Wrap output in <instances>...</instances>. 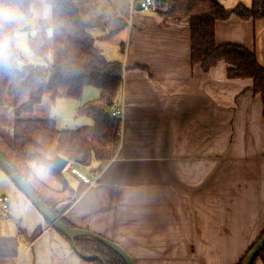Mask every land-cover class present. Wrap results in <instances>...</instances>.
<instances>
[{
    "label": "crops",
    "instance_id": "0c3cea01",
    "mask_svg": "<svg viewBox=\"0 0 264 264\" xmlns=\"http://www.w3.org/2000/svg\"><path fill=\"white\" fill-rule=\"evenodd\" d=\"M74 3L103 52L117 38L114 58L106 57L124 67L122 126L116 156L84 169L96 170V185L68 169L74 199L58 206L61 216L115 242L135 264H236L264 229V114L253 80L229 78L224 61L208 71L193 65L186 17L132 0ZM215 40L254 51L264 66V19L219 20ZM0 110L12 126L11 110ZM0 197L7 198L0 264H97L46 222L1 167Z\"/></svg>",
    "mask_w": 264,
    "mask_h": 264
},
{
    "label": "trees",
    "instance_id": "16d2710c",
    "mask_svg": "<svg viewBox=\"0 0 264 264\" xmlns=\"http://www.w3.org/2000/svg\"><path fill=\"white\" fill-rule=\"evenodd\" d=\"M45 1L51 9V25L41 22L28 44L34 54L51 60L47 66L27 65L21 70L24 59L16 41L22 28L12 21L0 20V107L9 108L14 118L11 131L0 130V151L40 199L72 227L61 216L58 206L71 202L74 191L51 165V159L62 156L75 165L90 168L94 162L109 161L116 156L122 119L113 116L112 111L119 107L124 67L121 60L108 59L97 45V38L82 20L75 0ZM34 2L0 0V9L15 7L28 15ZM154 4L165 6L163 10L156 9L164 16L188 18L193 65L208 71L224 61L228 64L229 78H251L253 92L262 98L264 114V66L258 63L256 53L240 44H217L215 40L219 20L232 15L244 20L264 19V0H252L249 6L239 3L231 8L219 0H154ZM49 27L51 35L47 32ZM87 86L96 87L99 96L81 105L77 113L90 117L92 126L59 129L54 119L30 118L44 97H49L52 103L59 98L80 100ZM31 166L49 170L61 188L42 181ZM263 235L264 229L236 264H243ZM75 242L78 252L85 256L100 255L106 264H126L121 256L95 239L78 236ZM259 261L264 263V248L252 264ZM92 262L101 264L98 260Z\"/></svg>",
    "mask_w": 264,
    "mask_h": 264
},
{
    "label": "rangeland",
    "instance_id": "374dc122",
    "mask_svg": "<svg viewBox=\"0 0 264 264\" xmlns=\"http://www.w3.org/2000/svg\"><path fill=\"white\" fill-rule=\"evenodd\" d=\"M219 1L222 2L224 5H226L227 7H229L234 3H239L240 0H219ZM158 8L164 9L165 6L159 5ZM0 20L12 21L22 28V30L17 34V41H16L17 47L24 59L23 63L21 64L22 65L20 68L21 70L23 69L24 66L27 65L47 66L50 63L51 61L50 59L46 60L34 54L28 44L29 37H32L36 34V32L38 31L39 24L41 22L45 23L47 26L51 25V9L45 0H35V2L32 5L31 12L28 15L24 14L22 11H20L15 7L2 8L0 9ZM47 32L49 35H51L52 29L49 27ZM116 40L117 38L110 40L109 49L104 50V53L110 59H113L115 55V52L112 49V43L116 42ZM94 95L96 96L94 97ZM98 95H99V91L96 87L87 86L84 89L81 100L59 98L57 99L56 105H54L53 108L51 107V110L49 109L50 100L48 98H45L44 102L42 101L40 104L37 105L35 112L32 113V116L35 114L33 117H37V118L47 117V114L49 112L52 115L51 119H55L57 123V127L59 129H76L77 127H81V126L93 125V121L91 118H89L86 115H80L77 113V108L82 103L96 99ZM1 123H2V118L0 120V126H4V127H1L2 129L0 128V130H3V128H7L4 130L11 131L13 125L11 126L10 119L9 121L3 119L4 125L3 123L2 124ZM70 166L71 164L65 167L61 172V175L65 179L68 178L69 176L68 169L70 168ZM34 170L36 172V175L42 181H44L50 186L52 184L49 182V180L56 179L54 176L52 177L51 173L48 170H46L43 166H34ZM259 262L262 263V261Z\"/></svg>",
    "mask_w": 264,
    "mask_h": 264
},
{
    "label": "water",
    "instance_id": "95a60500",
    "mask_svg": "<svg viewBox=\"0 0 264 264\" xmlns=\"http://www.w3.org/2000/svg\"><path fill=\"white\" fill-rule=\"evenodd\" d=\"M68 160L62 156H56L51 159V165L58 171L62 172L67 166ZM0 167L7 173L10 179L16 184L20 191L32 202L42 216L50 223L52 227L58 230L61 234L66 236L73 244L74 249L78 252L75 239L78 236H86L95 239L105 246L112 249L119 256L123 258L126 264H135L132 258L126 253V251L115 242L89 230L80 228H73L66 225L59 216H57L35 193V191L27 184V182L21 177L20 174L14 169L10 162L6 159L3 153L0 151ZM264 248V235L255 243L251 251L247 254L243 264H252L256 257ZM80 256L87 260H98L101 264H106L104 258L100 255L85 256L78 252Z\"/></svg>",
    "mask_w": 264,
    "mask_h": 264
},
{
    "label": "built area",
    "instance_id": "2783aa9c",
    "mask_svg": "<svg viewBox=\"0 0 264 264\" xmlns=\"http://www.w3.org/2000/svg\"><path fill=\"white\" fill-rule=\"evenodd\" d=\"M136 2L141 9L145 11H150L154 6V0H132V2ZM113 116H120L121 115V108L118 107L114 111H112ZM85 167L81 165H72L69 168V171L72 175L78 178L80 181L88 184V185H96L98 183V173L96 170L91 169L89 174L84 171ZM0 201L3 204V207H7V198L0 197Z\"/></svg>",
    "mask_w": 264,
    "mask_h": 264
}]
</instances>
